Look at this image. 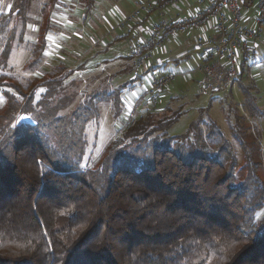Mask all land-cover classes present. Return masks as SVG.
<instances>
[{
	"label": "trees",
	"instance_id": "16d2710c",
	"mask_svg": "<svg viewBox=\"0 0 264 264\" xmlns=\"http://www.w3.org/2000/svg\"><path fill=\"white\" fill-rule=\"evenodd\" d=\"M13 5L24 25L26 1ZM7 14L0 12L2 36ZM45 36H37L39 55ZM250 66L242 64V111L231 125L246 154L241 179L233 143L210 118L205 130L192 120L185 133L170 135V123L148 115L168 105L128 116L98 167L83 168L86 127L100 101H110L118 118L120 89L66 112L79 81L51 79L36 108L32 100L19 107L34 124H11L18 107L0 114V264H264V219L254 217L264 206V180L243 131L246 119L264 120L255 85H244ZM256 151L264 154V138Z\"/></svg>",
	"mask_w": 264,
	"mask_h": 264
},
{
	"label": "rangeland",
	"instance_id": "374dc122",
	"mask_svg": "<svg viewBox=\"0 0 264 264\" xmlns=\"http://www.w3.org/2000/svg\"><path fill=\"white\" fill-rule=\"evenodd\" d=\"M25 1V11L28 19L25 20L26 22L23 25L22 21H17L20 20V17L13 5L14 0H0V12H8L7 16L5 15L6 17L3 24L5 32L2 33L5 34L4 36H2V34L0 35V114L18 107V109L13 112L14 119L11 124L20 122L34 124V121L31 120L28 115H20L18 112L27 100H32L31 106L36 108V103L44 99L42 96V88H46V82L51 81V79H53V81L59 79L79 81L74 88L77 92L75 103L71 104V106L65 110L66 112H70L77 108L79 101L82 103L89 101L90 98L95 95H91L93 92L97 94L104 83L99 85H97V83L93 84L96 80L90 83L89 80L88 82L87 80H82L84 76L80 77V74H77L79 72H77V68L79 65H82L79 60L83 58V53L80 52V54H78L77 52L81 49L80 46H82V41L89 42L93 36V31L86 30L84 26L91 24L93 27H99L97 21L100 18H103L104 21L102 26L106 25L110 29L114 23L118 24L119 22L112 12L113 9L117 10L118 7L114 4H110L109 1L103 0L100 1V3L96 1V11L94 12H92L91 9L84 11L81 8L74 7L79 0H74L73 6L69 4H62V6L58 5V3H56L57 0ZM145 1L146 0L136 2L133 10L128 15L135 10L136 5ZM83 2L84 3H81L87 8L89 2ZM174 9L180 10L182 6L179 4V6H176ZM82 11L86 14L85 21L82 19ZM53 13L54 15L64 14L66 17L64 16L65 18L60 19L54 18L56 21H51V26H49L47 20L52 17ZM151 21L152 20L148 18L142 23V27L140 26L134 31L130 29L131 33L136 36L130 34L131 36L118 40L108 47L107 52H99V54L94 57L92 56L94 52H90L88 57H92L89 59L88 65H94L102 59L110 60L111 57L117 55L124 56L130 52L132 53L133 43L141 38L138 36L139 32H142L143 29H147ZM13 24H16L15 31L13 29L14 32L11 29ZM26 24L28 29L22 34V29ZM127 27L130 28V25ZM39 29L41 33L42 31H46V36L44 37L46 46L42 55H39L37 52L40 46H42V38L37 37L40 34V32H38ZM118 29V32H121L120 30L122 29ZM49 30H51V33L48 34ZM12 33L15 38L13 37V39L10 40ZM195 36L196 31L194 30L189 34L178 35L166 41L164 43L166 51L157 55L159 60H156L157 57L153 60L160 63V67L157 68L144 67V70L143 68L138 70L132 62L130 55V66L139 80L133 82L132 89L127 88L125 91V94H128L132 99L131 105H136L134 110L130 113L133 115L136 112V115H134L136 117H134V119L136 120L141 111H152L154 108L160 111L168 105L169 107L164 111L165 113L148 115L154 120L170 123L168 127V133L170 135L185 133L188 124L192 120L197 121L199 125L201 123L203 130H205V125L209 124L208 118H210L211 122L217 124L224 136L233 143L234 151L239 162L237 177L241 179L245 172L246 154L234 141L231 125H237L238 121H236V118L240 116L238 115L239 110L240 112L242 111V95L236 85L237 82L225 93L227 95L224 100H222V96L225 94H211L210 96H206L198 93L196 80H198L200 76L196 71L198 58L193 47ZM7 40L9 45H7ZM95 43L96 42H93L92 45L97 47ZM7 50L9 54H6ZM75 57L78 59H75ZM153 61L150 63H154ZM251 63L250 61L248 62V64ZM112 69L117 70L113 67ZM112 69L107 68L104 70V73H113ZM147 71H158L157 73L164 71L175 75L173 83L160 92L155 104L150 105L147 103V98L144 94L147 84L143 76ZM104 73L99 76L103 78ZM243 80L245 82L244 85L252 87L255 85L257 104L264 111V34L262 35L256 53V60L245 73ZM120 81L121 80H119V82ZM114 83H116V80ZM13 88L17 89L18 93H16ZM103 93L105 92H99V94ZM109 93L107 92V94ZM11 96H14V102H16L13 103L14 106L9 104ZM60 96L62 97V93L57 94L55 97L59 99L61 98ZM170 96L174 97L176 100H171L169 102L168 97ZM209 102L212 103L210 107L208 106ZM108 104L110 103L106 101H100L98 103V118L94 119L86 127L87 148L82 165L83 168L91 167L96 169L111 142L117 138L116 136L119 138V136L126 132V130L122 131L126 129L124 128L119 135V130L125 127L124 123H119L120 121H118V119L115 122L112 116L113 111L110 110ZM21 117H24V119H21ZM119 120H121V117ZM246 120L245 122L243 121L245 125L243 131L245 141L248 144V153L253 160L259 163L260 175L264 180V154L262 153L258 156V151H256L258 144L262 143L264 138V120L259 122L249 118ZM241 130L242 129H240V131ZM254 217L256 222H260L264 219V206Z\"/></svg>",
	"mask_w": 264,
	"mask_h": 264
},
{
	"label": "built area",
	"instance_id": "2783aa9c",
	"mask_svg": "<svg viewBox=\"0 0 264 264\" xmlns=\"http://www.w3.org/2000/svg\"><path fill=\"white\" fill-rule=\"evenodd\" d=\"M179 4L182 9L175 10ZM148 18L152 21L146 29L147 37L133 45L131 59L135 67H160L153 60L166 51L164 43L195 30L198 93L223 95L238 81L242 64L256 60L264 34V0H146L121 18L118 28L125 30ZM157 72L147 71L143 76L149 105L155 104L160 92L175 79L173 73Z\"/></svg>",
	"mask_w": 264,
	"mask_h": 264
},
{
	"label": "crops",
	"instance_id": "0c3cea01",
	"mask_svg": "<svg viewBox=\"0 0 264 264\" xmlns=\"http://www.w3.org/2000/svg\"><path fill=\"white\" fill-rule=\"evenodd\" d=\"M83 1H85L86 3L90 2L89 3L91 5L90 8H91L92 12H94V11H96L95 4L97 2L100 3V1H103V0H79L77 2V5L76 6L74 5V7L81 8L84 11H86L85 6L82 4V3H84ZM104 1H109L110 4H114L118 7L117 10L113 9L112 12H113L114 16L117 17L116 19H118V21H119L121 18L128 15L133 10L136 2L142 1V0H122V1L121 0H104ZM56 3H58V5H61V6H62V4H64V5L69 4V5L73 6L74 0H57ZM56 6H57V4H56ZM81 15H82V19L85 21L86 20V14L82 11ZM64 16L66 17V15H64V14H55L54 15V13H53L52 17L49 18V20L53 22V20L56 21L54 18H56V19L65 18ZM97 22L99 23V27H95V26L93 27L91 24H87L86 26H84L86 28V30L93 31V36L91 37V40L93 42H96L95 44L97 45V47L92 45L93 42L91 40L89 42L82 41L83 42L82 46H80V48L82 50L79 49V52H77L78 54H80V52L83 53V55H82L83 58L81 60H79L80 64H82V65H79V67L77 68V72L79 71L77 74H80V77L84 76V79L82 78V80H87V82L89 80L90 83H93L92 81L96 80L95 83H93V84L97 83V85H99L101 83H104L103 86L99 89L97 94H99V92H102V91L106 92V93L107 92L113 93V92L118 91V89L121 90L120 96H121V100H122L123 104H122V111H121V113L117 119H118V121H120L119 123L123 122L125 125V123H127L129 120L128 116L131 115L130 112H132L134 110V107L136 106V105L135 106L131 105L132 99L130 98V96L128 94H127L128 96L125 94L126 89L127 88L132 89L133 82L135 80H138V76L136 75V73H133V69L130 66L131 52L127 55H124V56L123 55L122 56L117 55L115 57H111L110 60L109 59H102L100 62H97L94 65H88V61L92 56L94 57L97 54H99V52H107L108 47L110 45H113L114 43H116L118 40L125 38V37L127 38L131 35L136 36L135 34L131 33L130 29L132 31L137 30L138 27H140V26L142 27L143 22L140 21L141 23L140 22L132 23V24H130V28H126L125 30H120L121 32H118L119 29L117 27L118 26L117 23L116 24L114 23V25L111 26V29H110L106 25L102 26V24L104 22L103 18H100ZM49 26H51V24ZM122 31H124V32H122ZM49 33H51V30L48 31V34ZM138 36L141 37L139 39H145L147 37L146 29H143L142 32H139ZM107 39H108V41H107ZM258 48H259V46H258ZM258 48H257V50H258ZM90 52H94V55L88 57L89 56L88 54ZM75 56H76V53H75ZM77 57H75V59ZM156 60H159V58L157 57ZM251 65H253V64L251 63ZM112 67L116 68L117 70L112 69ZM107 68L112 69L113 73H104V70H106ZM103 73H104V77L101 78L99 75H102ZM115 80H116V83H114ZM119 80H121V81L119 82ZM94 94H96V93L93 92L91 95H94ZM124 94H125V96H124ZM170 97H172V96H170ZM170 97H168V98L170 99ZM129 100H130V104H129ZM107 102L110 103V104H108V106H109L110 110L113 111L111 102L110 101H107ZM133 115H136V112ZM112 116L115 119L114 115H112ZM120 117H121V120H119ZM117 119H115V122L117 121Z\"/></svg>",
	"mask_w": 264,
	"mask_h": 264
},
{
	"label": "snow or ice",
	"instance_id": "6c2138e0",
	"mask_svg": "<svg viewBox=\"0 0 264 264\" xmlns=\"http://www.w3.org/2000/svg\"><path fill=\"white\" fill-rule=\"evenodd\" d=\"M21 119H24V117H21Z\"/></svg>",
	"mask_w": 264,
	"mask_h": 264
}]
</instances>
